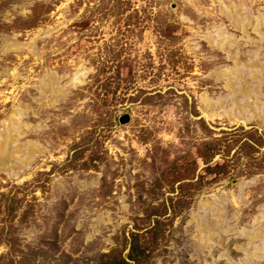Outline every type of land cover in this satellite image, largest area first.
Here are the masks:
<instances>
[{"label": "rangeland", "instance_id": "rangeland-1", "mask_svg": "<svg viewBox=\"0 0 264 264\" xmlns=\"http://www.w3.org/2000/svg\"><path fill=\"white\" fill-rule=\"evenodd\" d=\"M0 147V264H264V0H0Z\"/></svg>", "mask_w": 264, "mask_h": 264}, {"label": "bare ground", "instance_id": "bare-ground-1", "mask_svg": "<svg viewBox=\"0 0 264 264\" xmlns=\"http://www.w3.org/2000/svg\"><path fill=\"white\" fill-rule=\"evenodd\" d=\"M227 12H228V14H230V15H232L233 17H234V19L235 20H238V17L236 16V15H238V13L237 12H235L232 8H228L227 9ZM240 14V13H239ZM243 19V18H242ZM241 19V21L239 22V23H242L241 25H242V30L244 29V27L249 23V17H247L246 19H243L242 20ZM258 24H259V20H256V22L254 23V25H255V27H254V29H256V27L258 26ZM227 44V43H226ZM235 60H237V62H243V60H241L240 58H235ZM252 60V59H251ZM248 61V62H246V61H244L243 62V64L250 70V71H253L252 73H254V76H259L258 74H260L261 73V69H260V67H258L259 65H261V63H259V59L258 60H254V61ZM230 70H227L226 72L224 71L223 73H222V75L223 76H225L226 77V79H227V82H226V86L227 87H231V88H233L234 90H235V92H233L234 94H236V95H238L239 94V90H237L236 89V87H234V86H232V83H231V78H230V72H229ZM232 73H235L236 71L235 70H232L231 71ZM256 76V77H257ZM56 90H58V91H60V87H57L56 88ZM246 90V89H245ZM239 91V92H238ZM237 92V93H236ZM243 94H245V97H248V95H250V92L248 91V90H246V92H244ZM247 95V96H246ZM249 98V97H248ZM245 99V98H244ZM232 100L233 101H235L234 102V104L229 108V109H227L225 112L227 113L226 115L228 116V117H240V119H239V121L241 120V119H244L246 116H247V109L250 107V103H249V101H247V99L246 100H244V101H241L242 99L241 98H238V96H234L233 98H232ZM202 102H204V104L206 105V106H208L209 107V105H210V100L207 98V97H203L202 98ZM231 112L230 114H228V112ZM250 113L249 114H251L252 113V110H250L249 111ZM208 113V112H207ZM205 115H207L206 113H205ZM11 139V138H10ZM15 140V137H12V141H14ZM0 149H2V147H0ZM19 152V150L17 151V153ZM17 153H15V154H17ZM257 236H258V234H257ZM261 236H263V235H261ZM206 239H209L208 238V236L206 237ZM250 243V242H249ZM264 245V242H262V246ZM261 248V246H258V248ZM259 252H262V251H259ZM255 254H257L258 256H262L261 254L262 253H260V254H258L257 253V250L255 249L254 251H252V252H248V254H247V256L249 255V256H255Z\"/></svg>", "mask_w": 264, "mask_h": 264}, {"label": "water", "instance_id": "water-1", "mask_svg": "<svg viewBox=\"0 0 264 264\" xmlns=\"http://www.w3.org/2000/svg\"><path fill=\"white\" fill-rule=\"evenodd\" d=\"M127 119H128V115H127V113H123V114H121V115L118 116V120H119L120 122H124V121H126Z\"/></svg>", "mask_w": 264, "mask_h": 264}]
</instances>
